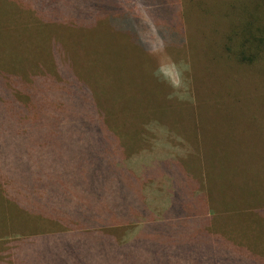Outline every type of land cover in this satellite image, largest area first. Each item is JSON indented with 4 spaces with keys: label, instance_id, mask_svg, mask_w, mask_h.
Returning <instances> with one entry per match:
<instances>
[{
    "label": "trees",
    "instance_id": "16d2710c",
    "mask_svg": "<svg viewBox=\"0 0 264 264\" xmlns=\"http://www.w3.org/2000/svg\"><path fill=\"white\" fill-rule=\"evenodd\" d=\"M143 1L157 5L166 46L181 58L196 49L188 37L194 14L202 19L218 14V26L208 30L204 41L203 59L222 61L238 75L248 69L260 77L254 80L264 84V0H184L187 11L183 0ZM6 2L16 27L24 32L43 29L56 36L37 54L40 58L27 62L37 64L29 75L15 59L5 61L0 52V203L6 205L2 213L11 217L19 204L42 201L48 209L38 214L37 221H48L56 230L67 226L72 230L69 235H96L106 251L122 242L107 234L111 229H134L142 235L152 228L171 235L160 234L170 239L168 251L183 235L206 239L198 245L205 247L188 246L190 254L184 260L168 261L164 259L168 253L164 254L163 264H226L227 260L264 264V202L241 199L225 208L212 200L206 152L196 148L189 154L163 126L166 145L157 150L154 140L148 147H130L140 156L126 160L123 147L134 146L127 136L146 134L154 121L138 120L128 108L106 100L100 73L89 67L85 75L86 66L74 63L62 48L71 30L80 34L102 29L122 36L132 50L147 57L164 96L178 103L181 99L167 93L165 82L154 71L131 19L118 12L111 0ZM6 26L1 19L0 30ZM136 159L140 168L135 175L126 166ZM159 181L163 184L157 189ZM147 182L152 189L145 186ZM124 200L127 206L120 208ZM61 206L64 210L58 209ZM60 212L67 217L60 218Z\"/></svg>",
    "mask_w": 264,
    "mask_h": 264
},
{
    "label": "rangeland",
    "instance_id": "374dc122",
    "mask_svg": "<svg viewBox=\"0 0 264 264\" xmlns=\"http://www.w3.org/2000/svg\"><path fill=\"white\" fill-rule=\"evenodd\" d=\"M111 1L118 12L131 19L154 71L169 90L167 93L172 92L181 99L177 103L164 96L165 89L153 80L147 57L132 50L124 37L109 35L102 29L80 34L71 30V34L65 36L62 48L70 60L74 57V63H83L85 75L90 69L92 73H100L106 100L120 109L128 108L127 112L138 120L154 121L146 134L127 136L135 147L125 144L124 158L128 161L139 158L140 153L134 149L151 146L154 140L160 150V146L166 145V135L160 131L163 126L179 139L189 154L196 148L206 152L205 166L211 167L208 195L212 200L225 208H231L235 200L241 199L250 203L264 202V186L261 189L262 181L264 183V84L254 80L260 77L248 69L238 75L234 67L222 61L203 59L208 30L218 26L220 16L215 14L202 19L198 13L194 14L188 37L194 40L196 49H191L190 57L181 58L177 50L171 51L166 46L168 41L159 28L163 24L157 19V5L143 0ZM7 5L6 0H0V20L7 25L0 30V37L5 38L0 40V52L5 61L16 60L25 75H29V70L37 64L27 62L40 58L37 54L56 35L36 28H26L25 34L24 29L14 25ZM183 5L187 11L189 5L184 0ZM158 156L160 154L155 155ZM126 167L135 174L140 165L136 159ZM149 183L145 186L152 189L153 184ZM162 184L159 181L155 187L162 188ZM41 202L21 203L11 217L2 213L1 208L5 209L6 205L0 203V264H163L166 263L162 261L164 254L168 253L164 257L168 261L184 260L190 254L188 246L196 248L206 241L202 236L192 239L183 235L174 249L168 251L170 239L160 235H169L165 232L149 228L141 235L134 229H111L107 234L122 242L106 251V245L96 235H69L72 230L67 226L56 230L48 221H37L38 214L48 209ZM126 206L124 200L120 208ZM58 209L64 210V207ZM63 216L67 217L60 212L59 217ZM203 245L198 247L206 246ZM225 262L230 264L228 260Z\"/></svg>",
    "mask_w": 264,
    "mask_h": 264
}]
</instances>
